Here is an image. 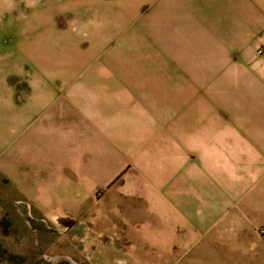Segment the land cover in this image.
<instances>
[{"label": "crops", "instance_id": "obj_1", "mask_svg": "<svg viewBox=\"0 0 264 264\" xmlns=\"http://www.w3.org/2000/svg\"><path fill=\"white\" fill-rule=\"evenodd\" d=\"M150 10L152 37L125 66L68 71L25 94V180L79 208L96 183L124 177L140 206L125 220L137 215L151 234H190L232 207L264 216V0H152ZM122 201L101 203L105 220Z\"/></svg>", "mask_w": 264, "mask_h": 264}, {"label": "rangeland", "instance_id": "obj_2", "mask_svg": "<svg viewBox=\"0 0 264 264\" xmlns=\"http://www.w3.org/2000/svg\"><path fill=\"white\" fill-rule=\"evenodd\" d=\"M139 1L0 0V264H264V216L258 208L252 214L228 208L216 222L190 223V234H151L137 230L150 228L137 215L125 220L126 208L140 206L135 196L123 195L133 192L125 182L119 187L124 177L116 176L111 190V183H96L90 207L84 199L79 208L68 207L64 197L48 201L63 192L38 190L29 175L25 180L17 160L23 97L32 88L67 81L60 76L68 71L125 66L130 48L152 37V0ZM263 51L256 48V54ZM111 198H123L124 206L108 222L101 203ZM56 211L72 215L51 214Z\"/></svg>", "mask_w": 264, "mask_h": 264}]
</instances>
